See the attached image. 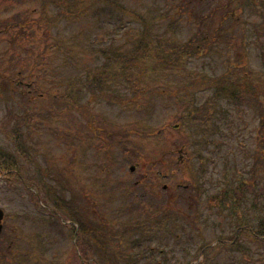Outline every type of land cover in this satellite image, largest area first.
Listing matches in <instances>:
<instances>
[{
    "label": "rangeland",
    "instance_id": "1",
    "mask_svg": "<svg viewBox=\"0 0 264 264\" xmlns=\"http://www.w3.org/2000/svg\"><path fill=\"white\" fill-rule=\"evenodd\" d=\"M3 2L12 4V6L7 7L10 15L0 14V20L13 16L20 22L28 20L30 23L29 25L26 24L25 28L24 26L22 27L21 37L16 43L20 47L26 46L24 50L27 51L22 52L23 55L21 56L18 52L20 48H13V50L18 52V69L22 70L23 78L31 76L35 77L34 79L39 77L53 80L56 74L61 77L65 75L66 70H63V68L68 67V64H64L56 71H54L53 64H51V77L47 76V64L43 68L44 75H37V71L33 70L35 53L39 54L43 49L45 52L41 57L47 59L48 47L52 45L53 40H51L49 35L53 37L55 30L54 27L48 28V35L39 25L34 26L31 22L34 18L31 9H34L38 4L40 6L41 0H20L16 5L13 0H0V8H2L1 3ZM153 3L154 0H150L149 5L152 6ZM162 3L163 0L160 6L165 7ZM133 7L137 6L134 4ZM49 9L50 5L48 6V11L51 13ZM26 15H29L27 16L28 18L25 17ZM60 29L68 33L67 35L78 32L75 27L68 29L62 26L59 29L56 28V31ZM182 30L184 34H187L188 30ZM100 31L98 32L99 35L101 34ZM16 33H19L18 29H16ZM12 39L15 40V38ZM36 46H38L37 50L33 53ZM12 61L14 59L11 60L9 55L7 57L8 68L13 67L14 63ZM97 65L98 62L94 61L92 56H89L82 63L84 74L87 76L89 71ZM252 65H254V69H259L262 65L257 56L254 57L253 55ZM216 66L215 71H220V65L217 64ZM209 73L212 74L211 71ZM65 79L68 80V77ZM39 83L45 89L48 88L47 81H40ZM81 91L83 95L78 97L80 106L87 104L89 102L88 99L92 97V92L86 83L82 84ZM57 93H61V91ZM30 97L31 95L26 97L18 91V93H14L13 99H16L15 101L8 100V102L1 104V152L7 154L16 152L12 144L15 134L12 133L16 126L14 123L15 118L19 119L22 116V110L27 108L38 110L40 107L46 110L49 104L48 99L39 100L38 98L32 104H29L26 98ZM128 98H132V95ZM206 98L207 96L202 94L198 100L202 102ZM141 99L147 98L142 97ZM141 102L143 101L140 100L138 104L112 105L108 101L96 100L90 104V112L97 116L95 125L99 128L105 127V129L110 130V123L117 122L120 128H128L129 126L135 132L131 134L129 145L131 148L136 149V152L139 151L141 155L143 153L145 162L141 160V164L137 166L134 173L129 171L131 164L125 165L121 162V153L117 148L114 147L113 150L110 149V151L103 152H101V148L98 149L103 141L100 143L94 141L95 147H88L89 149L87 150L85 140L86 135H88L86 133L88 128L83 114L78 109L63 110L67 107V104L61 100H53L56 121L53 124L59 130L56 131V135L52 136V133L49 135L46 132L22 135L27 141H36L38 143L40 139L46 146L45 150H50L49 157L51 159L69 161L68 165L63 161L57 162L53 178L55 182L57 178L63 181V184L60 183V185L68 188L71 193L70 197L78 198V192L82 190V186H78L75 182L71 186L72 189H69L65 180L66 174L71 175L73 178L79 177L78 174H80L82 176L79 177L80 182L83 185L88 183L87 194L91 198L90 207L91 210L98 211V214H88V217L94 222L92 230L94 228L95 230L92 232L95 237H90L89 239L91 240L85 242L82 248L87 255V259H96V262L98 260L100 264H115L120 260V264H127L133 258V253L142 252L149 247H155L157 252L154 259L140 260L138 263L196 264L195 261L199 255L198 251L201 245L211 244L219 237L228 238L236 230L234 226L236 223L235 216H231L228 205H223L222 203L223 194L231 189L234 185L233 181L236 180V177H239L238 175L233 177V173L243 166L244 168L249 167L247 153L254 147V129L259 121L253 118L255 113L248 112L245 116L242 114L244 117L241 119L238 118L239 114L234 111L236 118H234L233 128L232 126H222L217 130L204 126L207 134L206 139L197 144H189L188 139L191 136L173 128L176 124L178 108H170L171 103L168 105L167 100L163 98V101L157 103L153 116H151L148 115L146 105L140 107ZM8 104L10 107L7 110ZM212 110L206 114L213 117L214 111ZM15 112L16 114L12 115ZM64 117L67 119L66 124ZM69 118L75 119L71 121ZM142 121L145 122L143 126L141 124ZM167 122H169L170 126L160 136L144 133L151 127H158ZM243 122L247 123V126L244 127L242 125ZM62 131H66L70 135L69 142L66 140L68 144L64 142L63 136L57 135V133ZM120 138L123 139L122 137ZM149 147L152 150L146 151ZM182 147H184L186 153L195 152L199 156L203 155L204 163L199 164L194 158L191 164L185 163L187 160H182L179 153V149ZM24 166L25 164L19 165V169L25 175L28 172L24 171ZM69 166L73 169V173L70 172ZM157 171L159 174H157ZM167 171L173 172V175L162 177L163 172L165 176ZM193 173L194 175L199 173L201 177H192ZM3 175L4 173H0V177H4ZM144 179L147 181V186H144L145 183L143 184ZM98 180L101 183L112 181L111 183H114V185H109L105 189L91 188ZM15 182V179L12 181L8 180V184L13 186V190L7 191L6 196L3 192V196H0V204L10 213H16L17 211L27 213L25 210L29 209L28 207L34 202L30 198L29 192L23 188V185L19 186ZM186 185H189L188 190L184 189ZM122 187H124L125 193L122 192ZM200 187H205L207 193L200 195ZM109 189H112L114 195L110 194ZM216 197L218 199H215ZM100 212L103 215L101 219L99 217L101 215ZM199 215L203 216V218L200 219ZM106 220L112 222V224L105 231L102 223H105ZM129 220H132L130 224L133 226L123 233L125 227L121 224L127 223ZM105 232L106 236L104 235ZM136 241L143 242L144 246L139 250L129 248L130 244ZM56 242L57 244L61 242L58 244L56 253L66 254L64 257L62 256L63 259L60 258L62 261L56 264L60 262L61 264H85L80 262L81 259L78 255L73 254L74 248L69 239H65L62 236V239H57ZM98 245H105L107 250L104 251L103 247ZM252 247L254 248V246ZM121 253L123 256L118 255ZM208 255L212 256V258L217 255L215 256V264H264V249L262 248H254L253 253H249L250 257L246 260L242 253L237 250L231 252L227 251V249L222 251L210 250ZM201 257H203V253H201ZM166 258L168 259L167 261H165Z\"/></svg>",
    "mask_w": 264,
    "mask_h": 264
},
{
    "label": "trees",
    "instance_id": "2",
    "mask_svg": "<svg viewBox=\"0 0 264 264\" xmlns=\"http://www.w3.org/2000/svg\"><path fill=\"white\" fill-rule=\"evenodd\" d=\"M97 3L106 8L114 6L117 9L118 16L116 18L119 25L116 28H119L120 25L123 26L124 17L127 18V16L134 19L137 25L132 27L129 32L127 31L123 36L124 41L122 43L117 42L116 44V40L110 37L109 46L102 47L100 50L104 63L89 76V83L96 85L100 95L106 94L105 88L108 82L118 92H120L121 85L127 81L130 83L129 76L133 75L130 66L134 64L141 71V74L146 75L156 73L158 76L164 70L166 72L169 70L170 73L167 76H172L178 81L179 90L185 92L186 98H188L185 100H190L192 103L194 99L196 100L195 94L197 92L209 93L203 106L186 109L185 113L178 119L180 125L195 126L194 123L202 120V123L212 124L218 129L220 125H216L214 113L213 119L211 115L207 114L209 109L213 107L215 112L226 115L228 109L221 107L223 102L255 113L253 118L258 119L259 122L256 126V137H254L257 149L251 154V166L254 171L252 173L251 170L250 174L253 184L247 183L246 180L241 181L237 191H240L242 195L232 196V199L238 201L245 199L244 204L249 214L251 211L258 214L251 220L248 218L249 225H246L236 235L242 240L246 239L243 241H246L247 245L251 247L249 250H244L246 252L244 255L248 257L249 253L253 252L252 245L264 249V0H212L210 5L206 4L207 7L210 6L208 9L204 5L205 0H191L186 7L189 9L201 7L202 9L195 14L197 28L186 40L169 35V30L181 21V17L178 15L177 17L175 15H163L170 18L167 31L164 34L162 32L155 34L152 32L154 27L152 25L161 16L150 17L146 10L141 12L134 7L124 4L118 5L115 0H97ZM97 3L92 5L84 0H70L69 6L88 10L92 9L93 6L96 8ZM191 10L194 11L193 8ZM244 13L248 17L246 20L242 19ZM256 13L259 16V22H254L251 19ZM250 27L252 32L249 31ZM104 29L107 35H112L111 28L108 29L107 24ZM247 30L249 34H246ZM82 32L84 31L69 37L56 34L54 36L55 57L65 61H78L84 53L81 52L83 45L88 43V39ZM99 40L103 41L104 39L99 38ZM127 45L130 47L126 48ZM253 51L256 52L262 62L263 68L261 70L250 71L248 68L251 64L250 57ZM223 56L225 57L224 70L221 73L215 72L214 64L222 61ZM195 58L203 61L202 67L205 72L198 73L190 70L189 61ZM208 69L215 73L212 76L208 75ZM80 78V75L73 77L64 94V99L66 97H73L69 98L70 100L74 99L77 86L80 85ZM156 80L160 79L157 78ZM80 107L78 106L79 109ZM81 109L85 110L84 107ZM204 110L207 114L203 112ZM197 114H205L207 121L198 117ZM229 117L225 119L226 122L232 120ZM73 119L75 118H69L71 121H74ZM192 132L195 136L202 138L203 130L201 128L199 131L193 130ZM66 138L70 140V137L66 136ZM194 140L200 139L195 137ZM132 152L138 156L136 152ZM256 166L263 167V170L259 172ZM256 185L259 186V189L255 187ZM253 188L258 189L257 194L252 193ZM246 194L252 198L244 197ZM248 200H250V204H248ZM229 201L231 202V200ZM241 203L238 205L241 206ZM87 222L90 223L88 230H95V228L92 230L91 222L93 221L90 218L87 219ZM131 222L132 220H129L124 224L131 227L133 226L130 224ZM104 226L105 229L108 228L107 224ZM89 233L91 237H95L93 232ZM104 235L106 236V234ZM88 240L91 239L88 238L86 242ZM222 245L229 247L232 244ZM238 246L241 247V243H238Z\"/></svg>",
    "mask_w": 264,
    "mask_h": 264
},
{
    "label": "water",
    "instance_id": "3",
    "mask_svg": "<svg viewBox=\"0 0 264 264\" xmlns=\"http://www.w3.org/2000/svg\"><path fill=\"white\" fill-rule=\"evenodd\" d=\"M0 214H1V212H0ZM1 216V215H0Z\"/></svg>",
    "mask_w": 264,
    "mask_h": 264
}]
</instances>
